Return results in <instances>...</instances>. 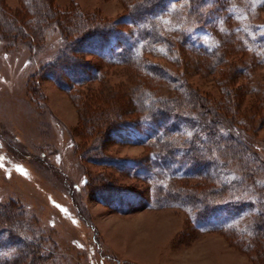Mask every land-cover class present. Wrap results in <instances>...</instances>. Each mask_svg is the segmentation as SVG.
<instances>
[{
    "label": "rangeland",
    "instance_id": "1",
    "mask_svg": "<svg viewBox=\"0 0 264 264\" xmlns=\"http://www.w3.org/2000/svg\"><path fill=\"white\" fill-rule=\"evenodd\" d=\"M133 1L0 0V264H264V0L170 2L156 22L174 45L140 38ZM104 25L166 75L79 48ZM61 53L96 75L61 85ZM180 82L234 142L204 140L187 109L180 152H157L137 93L181 97Z\"/></svg>",
    "mask_w": 264,
    "mask_h": 264
},
{
    "label": "trees",
    "instance_id": "2",
    "mask_svg": "<svg viewBox=\"0 0 264 264\" xmlns=\"http://www.w3.org/2000/svg\"><path fill=\"white\" fill-rule=\"evenodd\" d=\"M173 1L175 0H135L132 2V7L124 14V18H127V23H129L135 29L140 38L148 40L147 42L174 45L173 39L169 35H166L162 27H160V25L156 22L157 15L162 14L166 5ZM48 15L52 16V12L50 10H48ZM68 26L69 25L66 24L67 28ZM114 30V27H105V25L98 28L94 27L90 30H86L84 33H80V35L77 36L75 42L79 43V48H83L85 43L88 45L97 43V45H100V47L108 46V49H110V56L117 54L123 63L131 64L133 66L136 65V68H138L140 72L142 71L143 74H148L152 78H159L166 75V70H164L162 67L158 66L153 61L147 60L144 57H139V55L134 53L132 51V47L127 44L124 39L118 35V33H115ZM185 40L186 36L183 35L181 44L184 45ZM95 48L97 49L99 47ZM63 53H66V51H63ZM63 53H61L60 56H58V54L53 62L55 66H61L68 75V81H66V79L64 81L60 75L55 76L56 80L61 85H65L63 82H70L72 83V86L79 84L76 80L77 78H75L77 75L80 77L87 76L89 78L96 75L95 66L84 64L75 58L68 59V54L63 56ZM218 53H220V51L216 49L209 54H211V57L215 59L219 58L220 55H218ZM180 84L184 94L181 95V97H175L172 99H166L164 97L156 96L152 92L142 90L137 93V98L140 101L141 109L143 112H145L147 118L151 121V124H153V128L155 129L154 139L157 142V152L169 157L176 156V154L180 152V147H182V145H179L177 140L173 139V135H176V132H179V130L174 127V122L175 119L180 114H184L187 109L188 112H191V114L197 120H201L202 127L205 130V133H203L205 134L204 140H207L211 144H215L218 141L224 139L230 141L232 140L234 142L235 138L231 136L230 133V135L228 134L227 137H225L226 134H224V136L218 132L217 128L220 123V119L218 117L219 115L209 114L208 110H206L207 108L203 107L200 102L196 100L194 95H191L192 93L190 90H187V88L183 89L184 84L181 82ZM184 106H186V108H184ZM195 136L196 135H194V138ZM198 139L200 140L199 137ZM186 144H183L185 147L182 151H186V154H188L189 151L195 152L194 158H190V160H193V162L200 166L203 161L202 158H200V152H198L200 150L197 146H186ZM188 198L189 201L192 200V198L191 200L190 197ZM211 206L212 205L210 204L203 205L201 207V211L200 209L195 211V215H200L205 210H211ZM254 223L256 226L260 227V233H262L264 231V217L259 219L258 216L254 219ZM6 230L7 233L9 232L8 234L10 237H14L21 243V240L18 238V236H16V234H11L10 230ZM21 246L22 248L25 246L26 248L28 247V245L25 243L21 244ZM22 248H19V257L21 258L24 256V254H21ZM27 252L29 255L35 253L31 248H27ZM6 262H9V260L5 261V263ZM14 262H16L15 259L13 260V263Z\"/></svg>",
    "mask_w": 264,
    "mask_h": 264
},
{
    "label": "bare ground",
    "instance_id": "3",
    "mask_svg": "<svg viewBox=\"0 0 264 264\" xmlns=\"http://www.w3.org/2000/svg\"><path fill=\"white\" fill-rule=\"evenodd\" d=\"M148 253H149V251H148Z\"/></svg>",
    "mask_w": 264,
    "mask_h": 264
}]
</instances>
